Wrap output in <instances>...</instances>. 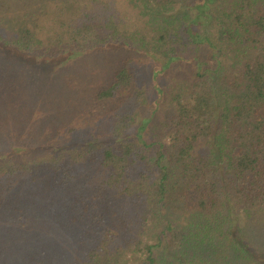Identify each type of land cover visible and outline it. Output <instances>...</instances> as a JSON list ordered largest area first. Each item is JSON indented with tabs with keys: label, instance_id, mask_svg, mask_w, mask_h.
<instances>
[{
	"label": "trees",
	"instance_id": "16d2710c",
	"mask_svg": "<svg viewBox=\"0 0 264 264\" xmlns=\"http://www.w3.org/2000/svg\"><path fill=\"white\" fill-rule=\"evenodd\" d=\"M128 7L0 0V264H263L264 0ZM114 49L108 137L9 131L14 55Z\"/></svg>",
	"mask_w": 264,
	"mask_h": 264
},
{
	"label": "rangeland",
	"instance_id": "374dc122",
	"mask_svg": "<svg viewBox=\"0 0 264 264\" xmlns=\"http://www.w3.org/2000/svg\"><path fill=\"white\" fill-rule=\"evenodd\" d=\"M116 1L122 11L130 9L129 0ZM3 53L13 56L10 52ZM126 56V50L117 49L91 55H66L49 61L14 55L21 88L13 92L12 114L3 116L8 119L7 128L27 135L57 130L62 135L74 130L72 135L76 137L79 134L108 137L112 118L120 109L114 104L97 107L94 93L109 87L111 73ZM132 58L135 68L147 65L143 58ZM260 261L264 264L263 257ZM13 264L23 263L16 259Z\"/></svg>",
	"mask_w": 264,
	"mask_h": 264
}]
</instances>
